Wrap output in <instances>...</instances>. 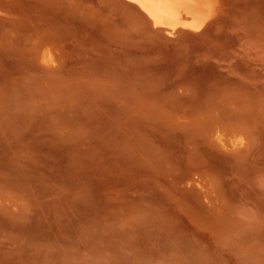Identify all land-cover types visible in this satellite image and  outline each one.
Returning <instances> with one entry per match:
<instances>
[{
	"label": "rangeland",
	"instance_id": "1",
	"mask_svg": "<svg viewBox=\"0 0 264 264\" xmlns=\"http://www.w3.org/2000/svg\"><path fill=\"white\" fill-rule=\"evenodd\" d=\"M217 10L0 0V264H264V0Z\"/></svg>",
	"mask_w": 264,
	"mask_h": 264
},
{
	"label": "bare ground",
	"instance_id": "2",
	"mask_svg": "<svg viewBox=\"0 0 264 264\" xmlns=\"http://www.w3.org/2000/svg\"><path fill=\"white\" fill-rule=\"evenodd\" d=\"M126 1L138 5L155 26L166 28L170 35L179 28L199 31L216 16L218 11V0Z\"/></svg>",
	"mask_w": 264,
	"mask_h": 264
}]
</instances>
